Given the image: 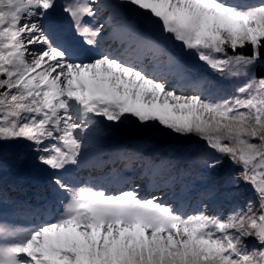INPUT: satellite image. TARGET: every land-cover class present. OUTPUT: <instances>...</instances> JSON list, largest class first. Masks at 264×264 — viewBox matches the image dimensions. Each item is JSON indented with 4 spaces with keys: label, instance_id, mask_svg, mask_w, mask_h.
<instances>
[{
    "label": "snow or ice",
    "instance_id": "1",
    "mask_svg": "<svg viewBox=\"0 0 264 264\" xmlns=\"http://www.w3.org/2000/svg\"><path fill=\"white\" fill-rule=\"evenodd\" d=\"M187 56L219 79H194ZM153 122L203 171L231 165L227 213L78 180L95 137ZM9 146L50 199L11 201L12 221L5 203L0 264H264V0H0ZM242 184L255 201H237Z\"/></svg>",
    "mask_w": 264,
    "mask_h": 264
},
{
    "label": "trees",
    "instance_id": "2",
    "mask_svg": "<svg viewBox=\"0 0 264 264\" xmlns=\"http://www.w3.org/2000/svg\"><path fill=\"white\" fill-rule=\"evenodd\" d=\"M172 51L177 52L178 49ZM188 72L194 79L197 77L219 79L213 76L212 70L203 62H200L196 70L188 68ZM261 74V70L257 69V75ZM136 137L147 139L149 144L145 147H133L131 140ZM182 143H185L184 137L178 136L158 122H153L150 128L134 124L110 128L105 135L93 139L85 164L77 172L78 180L97 186L114 183L113 189H121L130 187L133 182L136 184V179H141V182L147 181L149 190L155 185L157 189L162 187L164 193L170 191L173 202L170 204L182 211L197 210L203 199L209 206L210 213H227L232 202L224 196L223 181L234 169L226 161L225 167L218 173L203 171L191 156L177 151ZM139 162L141 167H137ZM169 162L175 165L174 169L170 170ZM28 185L42 189L45 183L28 160L18 158L13 147L0 148V189L5 190L6 194L10 192L11 196H19V188ZM159 191H155L154 194H158ZM239 191L237 201L241 205L248 199L256 200V194L251 186L242 184ZM215 193L217 198L213 199ZM8 200L0 201V210L7 203L10 211L11 202ZM5 214L9 221L17 219L14 213L10 216L9 212ZM254 243L253 240L249 241L250 245Z\"/></svg>",
    "mask_w": 264,
    "mask_h": 264
},
{
    "label": "rangeland",
    "instance_id": "3",
    "mask_svg": "<svg viewBox=\"0 0 264 264\" xmlns=\"http://www.w3.org/2000/svg\"><path fill=\"white\" fill-rule=\"evenodd\" d=\"M109 43L111 44V42H109ZM113 46L118 48L119 44L117 43V44H115ZM124 131H122V132H124ZM107 159H109V158H107ZM137 167H141V162H139L137 164ZM78 178H79V176H78ZM80 182H83V181H80ZM135 182H136L135 186L140 190L141 195H144L145 194V189H148L147 188L148 187L147 181L141 182V179H138V180L136 179ZM84 183H86V182H84ZM112 185H114V183L108 184V187H107V189L109 191H111V192H119V190L122 189V188L121 189H113ZM106 186H107V184H106ZM35 188H36V190H34ZM40 188L41 187H33L31 185H28L26 187H20L19 190H18V195L19 196H14V195L11 196L10 192L7 193L8 197H9L8 201L9 202H11L13 200L19 201V202L27 201V202H30L32 204H37V203H39L41 201L50 199V193L48 192L46 185L43 186L42 189H40ZM112 189H113V191H112ZM3 191H5V190H3ZM7 191H9V190H7ZM163 191H164V189H163ZM163 191H159V193L155 194V195L161 197L164 202H167L169 204L173 203V202H171V198H170L171 197V195H170L171 192L169 191V192H165L164 193ZM184 192H185V190H184ZM46 197H49V198H46ZM212 198L216 199L217 198V194L216 193L213 194ZM9 209H10V211L8 210L7 212H9V216H10L13 212L11 211V207ZM13 220H15V219H13Z\"/></svg>",
    "mask_w": 264,
    "mask_h": 264
},
{
    "label": "water",
    "instance_id": "4",
    "mask_svg": "<svg viewBox=\"0 0 264 264\" xmlns=\"http://www.w3.org/2000/svg\"><path fill=\"white\" fill-rule=\"evenodd\" d=\"M186 63H187V68L196 70L200 66V61L190 58V57H185ZM132 146L135 148L138 147H145L149 144V141L143 137H136L131 140Z\"/></svg>",
    "mask_w": 264,
    "mask_h": 264
}]
</instances>
